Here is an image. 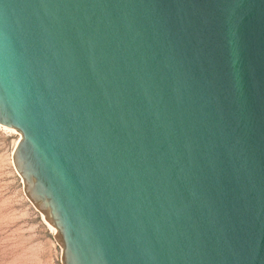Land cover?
I'll return each instance as SVG.
<instances>
[{
    "label": "water",
    "instance_id": "1",
    "mask_svg": "<svg viewBox=\"0 0 264 264\" xmlns=\"http://www.w3.org/2000/svg\"><path fill=\"white\" fill-rule=\"evenodd\" d=\"M0 125L61 264H264V0H0Z\"/></svg>",
    "mask_w": 264,
    "mask_h": 264
},
{
    "label": "rangeland",
    "instance_id": "2",
    "mask_svg": "<svg viewBox=\"0 0 264 264\" xmlns=\"http://www.w3.org/2000/svg\"><path fill=\"white\" fill-rule=\"evenodd\" d=\"M20 138L0 125V264H61L54 228L25 197L12 150Z\"/></svg>",
    "mask_w": 264,
    "mask_h": 264
},
{
    "label": "bare ground",
    "instance_id": "3",
    "mask_svg": "<svg viewBox=\"0 0 264 264\" xmlns=\"http://www.w3.org/2000/svg\"><path fill=\"white\" fill-rule=\"evenodd\" d=\"M52 230H54V229H52Z\"/></svg>",
    "mask_w": 264,
    "mask_h": 264
}]
</instances>
